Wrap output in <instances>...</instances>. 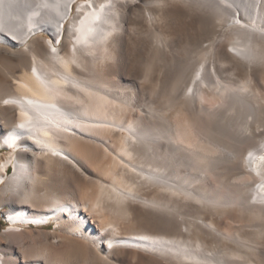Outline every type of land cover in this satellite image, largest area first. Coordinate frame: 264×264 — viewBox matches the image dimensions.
I'll use <instances>...</instances> for the list:
<instances>
[{"label": "bare ground", "instance_id": "obj_1", "mask_svg": "<svg viewBox=\"0 0 264 264\" xmlns=\"http://www.w3.org/2000/svg\"><path fill=\"white\" fill-rule=\"evenodd\" d=\"M0 148V264H264V0H0Z\"/></svg>", "mask_w": 264, "mask_h": 264}, {"label": "rangeland", "instance_id": "obj_2", "mask_svg": "<svg viewBox=\"0 0 264 264\" xmlns=\"http://www.w3.org/2000/svg\"><path fill=\"white\" fill-rule=\"evenodd\" d=\"M9 152V151H6V150H3L2 152H0V159L2 160V161H4V157L6 156V154ZM0 160V161H1ZM1 161V162H2ZM3 211L5 212H7V207L5 206L4 207V209H3ZM2 211V212H3ZM0 220H2V217H1V214H0ZM8 226H9V223H8V221L6 222V221H3L2 223H0V232H2V231H4V230H6L7 228H8ZM49 227H53V225H49ZM45 230H48L49 228L48 227H46V228H44Z\"/></svg>", "mask_w": 264, "mask_h": 264}, {"label": "built area", "instance_id": "obj_3", "mask_svg": "<svg viewBox=\"0 0 264 264\" xmlns=\"http://www.w3.org/2000/svg\"><path fill=\"white\" fill-rule=\"evenodd\" d=\"M0 184H1V182H0Z\"/></svg>", "mask_w": 264, "mask_h": 264}]
</instances>
